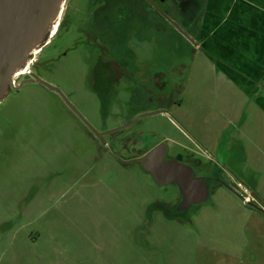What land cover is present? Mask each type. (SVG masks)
<instances>
[{"label": "rangeland", "instance_id": "1", "mask_svg": "<svg viewBox=\"0 0 264 264\" xmlns=\"http://www.w3.org/2000/svg\"><path fill=\"white\" fill-rule=\"evenodd\" d=\"M202 22L204 39L206 17ZM174 29L158 32L151 24L144 35L134 33L130 44L140 69L188 64L191 57L198 67L207 61L188 48L180 51ZM35 53L24 71L30 70ZM204 75L196 76L183 99L180 111L186 118L171 102L132 127L148 132L152 143L164 141L170 155L189 147L202 159L204 153L217 152L219 139L230 138L225 148L234 158L225 161L227 174L222 169L208 201L178 217L168 214L175 209L172 204L160 208L176 196V184H156L137 164L125 167L108 152L101 156L96 181L44 194L58 189L61 173L73 164L66 152L71 133L66 136L55 125L51 95L39 85L26 86L8 106H0V264H245L253 235L264 231V113L246 96L242 99L237 88ZM57 80L68 82L63 75ZM127 88L122 86L118 96L123 112L138 98ZM195 94L219 109L217 117L212 113L198 123ZM230 116L238 117L237 127H224ZM49 130L60 132V138L48 135ZM78 137L73 135L74 145L82 144ZM203 162L198 174L213 173L210 161ZM44 177L53 178L50 187ZM36 190L40 194L31 198Z\"/></svg>", "mask_w": 264, "mask_h": 264}, {"label": "flooded vegetation", "instance_id": "2", "mask_svg": "<svg viewBox=\"0 0 264 264\" xmlns=\"http://www.w3.org/2000/svg\"><path fill=\"white\" fill-rule=\"evenodd\" d=\"M208 1L64 0L59 20L46 43L36 50L30 70L14 76L11 90L0 101V106L6 107L23 88L39 85L51 95L49 112L58 117L55 125L63 127L66 136L71 133L66 152L73 164L61 173L62 177L57 181L58 189L43 190L44 194L51 196L61 191V188L70 189L75 184L84 186L96 181L100 174L101 161H104L101 158L104 152L113 157L112 161L125 167L137 164L142 169L140 157L162 141L152 143L148 139V132L133 130L132 127L139 118L149 112L161 113L163 107L171 106L172 103L176 104V111L182 110L180 107L190 84L200 72L205 73V80L214 78L216 74L223 77L227 75L213 65L210 57V50L214 49L211 46L212 38L201 39L204 27L202 21L210 9ZM151 24L158 32L165 28H175L179 44H182L179 46L180 51L188 48L192 50V54H200L207 61L198 67L194 65L191 57L188 64L179 62L169 67L161 63L140 69V64L133 60L135 51L130 40L134 33L144 35ZM239 29L245 34L246 29L241 26ZM224 40L220 41L221 47L227 48L228 41ZM239 41L242 42L243 39L240 37ZM247 66L244 64L243 68L246 69ZM236 71L243 75L246 73ZM254 73L258 75V70L255 69ZM60 75L66 77L67 84L57 83ZM223 77L220 76L224 79ZM252 80L260 88L249 96L263 97L264 79L257 77ZM135 85H140L141 88H136ZM122 86L129 87L127 93L130 90L133 96L138 94L127 112H123L125 110L119 103L118 96ZM54 131L49 130L47 133L52 136ZM77 134L78 139L83 140L80 145H74L73 135L76 138ZM55 136L60 138V132ZM226 139L217 141V154L203 152L205 159L196 156L195 150L189 147H184L182 153L170 155L166 146L167 154L163 161L169 160V157L185 161L194 168L196 174L202 173L199 167L204 164L203 161H210L208 167L213 170L210 175L219 177L223 170L227 174L224 169L225 161H231L225 148V141L230 138ZM44 181L48 187L54 182L52 177H44ZM37 194H40L39 190L31 193V198ZM180 201L181 194L178 189L176 196L171 201L161 203L160 208L165 204H172L175 209L168 211V214L176 217L194 208L195 204L184 207Z\"/></svg>", "mask_w": 264, "mask_h": 264}, {"label": "water", "instance_id": "3", "mask_svg": "<svg viewBox=\"0 0 264 264\" xmlns=\"http://www.w3.org/2000/svg\"><path fill=\"white\" fill-rule=\"evenodd\" d=\"M63 4L64 0H0V101L11 90L15 74L23 71L33 52L48 40ZM166 154L162 141L140 157L142 169L158 184L175 183L184 207L208 201L219 177L196 174L189 163L176 158L163 161Z\"/></svg>", "mask_w": 264, "mask_h": 264}, {"label": "crops", "instance_id": "4", "mask_svg": "<svg viewBox=\"0 0 264 264\" xmlns=\"http://www.w3.org/2000/svg\"><path fill=\"white\" fill-rule=\"evenodd\" d=\"M208 4L210 9L206 15L207 32L204 38H212L211 46L214 49L210 50L212 54L210 57L214 62L213 65L218 67L221 73L226 72L227 74V77H223L221 74H216L215 77H223L224 79H220L224 87L237 88L242 99L246 96L255 108L264 113V96L259 95L260 97L255 98L249 96L257 90L252 78L262 77L264 79V0H209ZM239 26L246 29L245 34L242 33L243 30L239 29ZM211 33L213 35H210ZM240 37L243 39L242 42L239 41ZM224 39L228 41L227 48L221 47L220 41H225ZM225 59L228 60L225 61ZM244 64L248 65L246 69L243 68ZM255 69L258 70V75L254 73ZM233 70L246 73L243 75L238 71L233 72ZM198 97L193 107L197 113L196 117L199 119L198 123H201L204 117L212 113L217 117L219 109L214 104L209 106L208 102L205 103L204 99ZM239 107L236 104L234 109L237 111ZM179 117L184 119L186 115L181 112ZM237 121L238 117L231 118L230 116L226 119L224 127L233 124V128H235L238 126L236 125ZM196 123L193 121L191 125ZM229 157L232 161L234 154L229 153ZM257 195L259 196L258 193ZM262 234L264 231L255 232L249 242L247 253H249L250 259H247V262L250 261V264H264V235Z\"/></svg>", "mask_w": 264, "mask_h": 264}, {"label": "bare ground", "instance_id": "5", "mask_svg": "<svg viewBox=\"0 0 264 264\" xmlns=\"http://www.w3.org/2000/svg\"><path fill=\"white\" fill-rule=\"evenodd\" d=\"M53 31V30H52ZM37 52V51H36ZM35 56V55H34ZM28 63V62H27ZM30 65V64H29ZM28 68V67H27ZM24 71V70H23ZM22 70L17 72L15 75L19 74V73H22L23 72Z\"/></svg>", "mask_w": 264, "mask_h": 264}]
</instances>
